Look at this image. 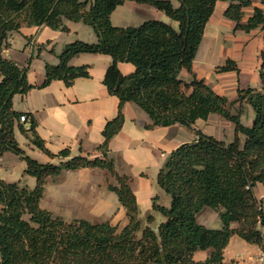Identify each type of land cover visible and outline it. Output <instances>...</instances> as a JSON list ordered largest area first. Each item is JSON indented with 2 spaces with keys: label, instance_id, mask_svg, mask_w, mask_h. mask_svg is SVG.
<instances>
[{
  "label": "trees",
  "instance_id": "1",
  "mask_svg": "<svg viewBox=\"0 0 264 264\" xmlns=\"http://www.w3.org/2000/svg\"><path fill=\"white\" fill-rule=\"evenodd\" d=\"M128 1L163 12L176 25L147 20L139 26H114L113 12ZM219 1L230 3L225 17L235 23V32L261 29L264 39V0L246 23L244 9L253 0H0V158L6 153L18 156L26 163L25 173L36 179V185L29 188L0 177V264H239L225 258L233 237L264 254V211L260 210L264 204L255 194L259 184L264 187V48L262 88H238L235 100L218 94L205 80L194 77L186 83L180 78L183 70L192 73ZM68 21L91 27L97 40L67 45L57 65H46V78L39 88L53 81L71 87L77 79L89 78V66L70 65L76 56L112 58L104 85L119 99L118 115L106 124L104 142L97 148L102 157L95 159L72 157L70 149L52 154L46 148L35 118L16 111L13 105L16 95H26L34 88L28 81V68L3 55L12 33L42 26L69 33ZM119 63L132 64L134 72L122 75ZM216 72L239 74L240 70L228 60ZM127 103L148 115V130L178 125L195 133V139L173 150L159 170L157 185L170 197V206L155 197L153 212L145 221L140 218L130 177L120 175L109 156L110 143L124 126ZM246 105L254 112L251 126L242 123ZM211 115L235 125L232 141L194 128ZM22 116L25 122L20 121ZM17 128L37 149L60 162L42 164L28 156L16 139ZM82 169L103 170L117 182L109 184L108 190L125 210V225L65 220L42 207L49 178ZM204 209L218 214L220 227L199 223ZM157 213L164 220L154 226ZM200 251L208 252L203 261L194 257Z\"/></svg>",
  "mask_w": 264,
  "mask_h": 264
},
{
  "label": "crops",
  "instance_id": "2",
  "mask_svg": "<svg viewBox=\"0 0 264 264\" xmlns=\"http://www.w3.org/2000/svg\"><path fill=\"white\" fill-rule=\"evenodd\" d=\"M261 1L253 0L252 6L244 9V23L248 21L255 7H261ZM174 4L177 6L175 2ZM229 5L230 3L225 1H219L216 4L214 14L206 26L202 44L194 60L193 71L190 73L183 70L180 78L186 83L193 81L194 77L198 80H205L215 92L230 100H235L238 88H262L260 68L264 39L261 29L250 33L241 31L243 32L241 35H239L240 31L235 32V23L225 17ZM111 20L117 27L139 26L147 20H158L173 26L176 25L174 21L168 20L163 12L149 5L131 1L119 6L113 12ZM82 25L85 24L67 22L69 33L48 28L42 29V27L23 28L20 32L10 35L3 55L19 66L28 68V81L34 88L26 95H16L13 105L16 111L30 114L35 118L37 133L44 141L46 148L52 154H59L62 150L70 149L72 157L85 156L95 159L102 157L97 148L104 142L103 130L106 124L118 115L119 99L110 95L104 85V78L107 69L112 64V58L101 54L76 56L71 60L70 65L89 66V78H79L71 87H67L63 81H53L49 86L39 88L46 78V65H57L59 63L58 56L67 45L77 40L84 41L80 34L83 31L88 32L85 28L87 25ZM40 31L44 32L46 38L39 36ZM72 34L73 37H71ZM96 40L84 42L95 43ZM235 43L239 44L235 46ZM225 51H229L227 57L224 55ZM225 59L236 62L240 73H217L216 68L222 66ZM118 69L124 76L135 70L134 66L129 63H119ZM246 108L247 118L251 120L254 118L253 109L247 106ZM124 115V126L111 141L109 156L113 159L118 173L130 177L131 187L137 197L140 211L144 210L145 215L152 214L153 199L158 197L160 201L166 197L162 190L160 191L156 187L159 170L173 150L186 142H192L195 135L183 137L182 135L190 130L178 125L146 129V125L150 124V118L133 103L125 105ZM198 123L199 121L196 125ZM195 126L194 128L197 129ZM25 129L28 130L29 125H25ZM15 133L20 147L34 160L42 164H58L60 162L59 159H52L37 149L18 128ZM230 141L232 140L227 142ZM3 170L8 177L6 179L2 177V179L8 183L24 182L22 184L29 188L36 185L34 177L25 175L26 163L12 153H6L0 158V172ZM13 175L21 176V179L10 180ZM106 175V172L100 169H82L64 171L60 179L64 180L70 177L78 182L87 183L95 177L106 178ZM47 183H54L53 179L49 178ZM61 183L60 180L58 184ZM255 192H257L256 196L259 200L264 199V187L261 184L255 188ZM95 201L102 203V205H97L102 213L111 209V203ZM113 202L114 209L117 211L113 222L123 226L127 222L125 210L119 202H115V200ZM142 208L144 209L142 210ZM93 210L95 211L96 207ZM60 213L56 214L65 218V215H60ZM154 215L157 217L156 214ZM82 218L91 222L94 217L87 211L73 219ZM244 250L252 254L262 252L260 248L248 245L239 238L233 237L225 252L226 261H237V256ZM194 257L195 260L203 261L208 257V252H197ZM258 264H262V261H259Z\"/></svg>",
  "mask_w": 264,
  "mask_h": 264
},
{
  "label": "rangeland",
  "instance_id": "3",
  "mask_svg": "<svg viewBox=\"0 0 264 264\" xmlns=\"http://www.w3.org/2000/svg\"><path fill=\"white\" fill-rule=\"evenodd\" d=\"M168 20L172 21L169 17ZM67 23V22H66ZM72 23L73 22H69ZM141 25V24H140ZM86 26V25H82ZM49 29L47 26H42V29ZM87 32L85 31L81 32L80 36L84 39V41H95V33L92 30L91 27L86 26L85 27ZM49 32H54V31H49ZM239 32V31H238ZM57 34V33H56ZM243 34V32H239V35ZM40 37H45L44 32L40 31L39 33ZM74 35L72 34L71 37ZM94 38V40H93ZM75 41V40H74ZM239 43H235V46ZM234 46V47H235ZM204 48V47H202ZM227 48V47H226ZM223 53V51H222ZM227 53L229 51H225L224 55L227 57ZM220 57V55L218 56ZM221 60V57H220ZM217 59V61H220ZM227 62L228 60L225 59ZM224 61L225 65L226 62ZM247 106V105H246ZM247 107L250 108L248 105ZM247 109V108H246ZM246 109L244 110L242 114V123L247 126H251L253 124V119L249 120L247 118V112ZM250 121V122H249ZM197 129L203 131L205 134L214 136L218 140H223V141H229L234 139V131H235V125L231 122L226 121L219 115H211V117L207 121H199ZM195 126V127H196ZM182 127V126H181ZM189 130V129H188ZM191 131V132H190ZM186 131L183 137H188L192 136V134L195 135V133L190 130ZM186 134V135H185ZM242 141H245V136H241ZM107 174V173H106ZM25 175H27L25 173ZM29 176V175H27ZM61 176V175H60ZM60 176L57 179H53L54 183H47L46 188H45V195L44 198L42 199L41 205L44 209L52 212L55 215H60L63 214L65 215V220H73L74 217H80L83 212L89 211L90 214L94 217L92 218V223H103V222H110L113 225L115 223L113 222V219L115 215L117 214V211L114 209V200L115 202H119L116 194L110 192L108 190V185L113 184L116 185L117 182L110 177V175H106V178L102 177H95L93 180L90 182L88 181L87 183L85 182H78L77 180H74V178L67 177L64 180L60 179ZM0 177L6 179L8 176L4 172H0ZM10 179V178H8ZM14 179V180H12ZM18 179H21V176H15L13 175V178L10 180L12 181H17ZM62 181V183L59 185L58 182ZM21 183V182H19ZM24 183V182H22ZM21 183V184H22ZM23 185V184H22ZM27 186V185H24ZM156 187L158 190L161 191L159 186L156 183ZM76 192V193H75ZM163 192V191H162ZM257 192H255L256 194ZM165 198L160 199L159 203L163 204L166 207L170 206V197L166 195L163 192ZM101 200L103 202H107L110 204L111 209L105 211L106 213H102L98 208L97 205H102V203H97L95 200ZM264 204V199L262 200ZM96 202V203H95ZM96 207V210L94 211L93 208ZM144 208H142L143 210ZM57 213V214H56ZM148 215V214H147ZM147 215H145L144 210L140 214V218L145 221ZM157 217H155V223L154 226L157 224L161 223L164 218L161 214L157 213ZM62 217V216H60ZM84 219V218H82ZM198 221L201 224H206L208 227L211 228H218L220 227V219L217 213H215L211 209H204L198 216ZM120 225V223H119ZM241 250V249H240ZM263 253L257 252L255 254L248 253L247 251H241V254L237 256L238 258V263L239 264H258L259 261L262 259ZM246 256V257H245Z\"/></svg>",
  "mask_w": 264,
  "mask_h": 264
},
{
  "label": "built area",
  "instance_id": "4",
  "mask_svg": "<svg viewBox=\"0 0 264 264\" xmlns=\"http://www.w3.org/2000/svg\"><path fill=\"white\" fill-rule=\"evenodd\" d=\"M21 122H25L26 121V118L25 116H22L21 119H20ZM260 210L264 211V208L260 207ZM263 258H264V254L262 255V259L261 261L263 262Z\"/></svg>",
  "mask_w": 264,
  "mask_h": 264
}]
</instances>
